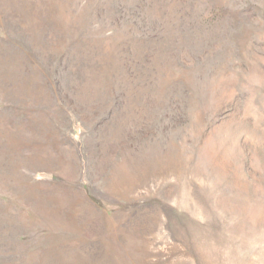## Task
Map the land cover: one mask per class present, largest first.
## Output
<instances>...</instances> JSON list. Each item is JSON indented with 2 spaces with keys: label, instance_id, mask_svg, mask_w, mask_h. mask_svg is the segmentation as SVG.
Returning a JSON list of instances; mask_svg holds the SVG:
<instances>
[{
  "label": "rangeland",
  "instance_id": "374dc122",
  "mask_svg": "<svg viewBox=\"0 0 264 264\" xmlns=\"http://www.w3.org/2000/svg\"><path fill=\"white\" fill-rule=\"evenodd\" d=\"M0 264H264V0H0Z\"/></svg>",
  "mask_w": 264,
  "mask_h": 264
}]
</instances>
